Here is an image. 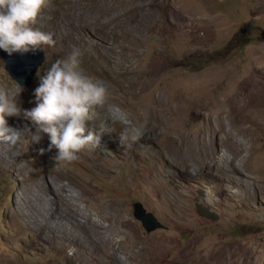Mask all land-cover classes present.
Instances as JSON below:
<instances>
[{"label": "rangeland", "instance_id": "374dc122", "mask_svg": "<svg viewBox=\"0 0 264 264\" xmlns=\"http://www.w3.org/2000/svg\"><path fill=\"white\" fill-rule=\"evenodd\" d=\"M56 5V0H47L36 21L46 23ZM86 5V9L100 12L101 21L109 22L106 27L146 23L157 29L156 45L142 49L145 51L143 66L150 58L161 57L170 71L176 73L174 78L180 75L184 79L199 78L203 84L195 91L202 93L209 89L211 93L223 91L232 77L237 98L258 101V89L264 86V0H97ZM136 7L137 13L131 16ZM91 20L96 23V16ZM86 38L97 41L100 35L88 31ZM40 47L44 64L27 89L18 83L22 87L18 106L28 97L32 98L39 76L52 64L53 44ZM2 54L0 50V88H5L16 81L6 70ZM23 55L17 52L10 56ZM82 69L93 75L92 69ZM96 78L107 88L108 105L125 110L130 123L129 116L134 114L137 120H142L136 125L142 126V133L147 132L148 124L153 123L147 110L140 113L133 99L117 93L111 95L108 81ZM213 78L218 82L211 85ZM208 83L210 87L206 88ZM186 91L195 97L203 95L191 88ZM225 110L229 111L228 107ZM256 112L244 124L253 130L241 132L251 155L257 154L260 148V154H264V126H258L257 130L253 126ZM211 116L210 122L218 128L214 115ZM183 119L186 132L205 128L203 115L195 109L184 110ZM13 121L18 132L20 126ZM34 126L35 136H40ZM118 135L119 131L117 138ZM102 136L109 137V134L104 132ZM165 143L164 137H154L139 139L130 146L114 142L101 150L85 147L78 151L77 159L61 161L55 168L56 161H51L55 148L45 150L44 158L40 159L39 152L27 147L20 137L12 146L4 147L0 151V264H89L96 258L74 241L79 236L77 232L71 240L65 237L56 244L51 239L52 233L47 232L46 238L39 234L37 225L44 224L45 219L38 217L36 224L30 223L29 227L21 219L12 217L27 197L33 199L31 202L39 212H45L42 211L45 205L38 197L40 184L50 188L65 185L67 190L61 191L65 196L73 191L76 206L105 227L106 239L110 230L125 226V233L119 234L125 253H118L125 264L145 263L143 253L148 264H223L229 252H232L233 264H264V166L258 172L240 168L241 171H226L217 176L208 169L201 170L200 163L194 159L182 162L173 149L172 155L165 150L161 152L160 145ZM101 144L99 141L98 145ZM217 148L216 162L226 170H231L227 160L233 158L235 163L246 157L245 151L236 156L225 148ZM245 161L249 163L250 157ZM52 173L60 174L61 178L54 181ZM229 177L238 185L224 181ZM136 203L152 213L164 228L147 232L134 216ZM77 220L84 221L83 214L73 221ZM57 222L59 227L66 225L62 220ZM112 233L111 239L116 236ZM93 252L98 255L94 248Z\"/></svg>", "mask_w": 264, "mask_h": 264}, {"label": "bare ground", "instance_id": "6f19581e", "mask_svg": "<svg viewBox=\"0 0 264 264\" xmlns=\"http://www.w3.org/2000/svg\"><path fill=\"white\" fill-rule=\"evenodd\" d=\"M56 1L57 5L53 14L50 15V19L44 24H39L36 21L33 25L42 31L52 34L54 40V50L51 53L52 63L56 59L67 55L71 51L72 46L79 47L82 51V56L80 57L81 67L90 68L93 72L92 76L107 80L111 95L117 93L133 99L132 101L140 113L147 110L148 117L153 123L151 125L148 124L147 132L142 133L140 139L164 137L166 143L160 145L161 152L165 150L168 155H172L171 151L173 149L179 154L182 162L194 159L200 163L201 170L208 169L210 173H214L217 176L226 171H231V173L241 171L240 168H244L246 172H253V170L258 172L264 166V154H260L262 148L258 149L259 147L257 146V154L254 152L251 155L250 146H247L244 137L241 136V132L248 133L253 130L249 129V127L246 128L244 124L248 122L255 110L257 112L255 113L253 126L256 130L258 126H264V86L258 89L259 98L256 102L246 98L240 99L234 95L231 81L235 82V80L232 77H229L230 82L221 92L211 93L212 89L203 91V93L196 92L195 89L202 85L203 82L197 77L184 79L179 73L180 76L174 78L176 73L170 71L161 57L150 58L149 63L143 66L142 60L145 56V51L142 49L145 47L149 49L150 45H154V36L158 32L152 24L145 23L143 25L121 28L119 26L106 27L109 22L101 21L100 12L86 9L87 3L94 4L97 3V0ZM136 10L137 7L130 12V15L137 13ZM93 16H96V23L91 20ZM88 31L98 33L100 38L97 41L87 39ZM258 80L262 79H256V81ZM217 82V79L213 78L211 85ZM205 87H210L209 83ZM186 88H191L193 92L203 95L195 97L192 93L187 92ZM109 99L107 92L105 104L95 109L96 116L108 119L107 105ZM34 106V94L32 98L28 97L25 103L19 104L22 110L30 109ZM226 107H228L229 111L225 110ZM189 109H195L203 115L206 124L205 128L202 126L195 129L192 128L190 132H186L183 129L185 124L183 111ZM203 112L206 113L204 114ZM211 115H214L218 128L210 122L212 119ZM129 118L132 120L131 124L136 125L139 123L140 125L142 123V120H137L134 114H130ZM5 119L8 126L14 130H16V126H14L13 119L17 121L16 124L20 126L17 132L20 135L19 137L24 140L27 147L38 151L40 159H43V153L48 150V135L34 126L35 130L40 134V136H35L31 122L25 119L22 114L18 117H6ZM126 126L118 119H108L107 132L105 133L109 134V137H104L101 133L99 141L102 144L98 145L97 149L101 150L99 148H105L110 146V144H114V142H119L116 133ZM93 131L95 132V129ZM12 145V143L0 142V151L4 147ZM214 145L216 147L220 146L222 149L225 148L231 155V152H233L236 156L245 151L246 157L241 161L237 159L235 163H233V158L227 160L231 170H226L216 162L219 149H216ZM249 157L250 161L247 163L245 158ZM51 161L54 160L51 158ZM216 165L217 167H215ZM51 175L54 181L61 178V175L57 173H52ZM234 180V178L229 177L228 180L224 181L238 185ZM38 189L39 196H37L40 197L41 202L45 205V209L42 210H45V212H39L34 202H31L33 199L27 197L22 208L20 206L19 210H15L14 214H12L14 219H21L29 227L31 226L30 223L36 224L35 219L38 217L45 219L44 224L41 223L42 225H39L37 223L39 234L46 238L47 232L52 233L53 238L51 239L56 244H59V240H63L65 237L71 240L70 237L74 232H77L79 236H75L74 241L81 249L89 251L92 256L96 257L89 264H125L118 255L120 251L124 252L122 250L124 246L123 240L119 239V234L125 233V226L124 229L110 230L115 232L116 236L111 239L113 233L110 232L109 238L106 239L103 236L105 227L93 219L90 214L82 212L76 206V197L73 191H70V195H66L67 197L61 193V191L67 190L65 185H61L59 188H50L40 184ZM49 195L51 197L48 198ZM80 214H83L84 221L77 220V222H74L73 220H76V217ZM59 220L66 222V225L57 226V221ZM79 232L82 234H79ZM117 245L118 249L115 250ZM93 248L98 251V255H94ZM142 257L145 262L143 264H148V259L145 258L146 253H143ZM216 263L219 264V262ZM222 263L233 264L232 252H229V255L224 257ZM211 264H215V262Z\"/></svg>", "mask_w": 264, "mask_h": 264}, {"label": "clouds", "instance_id": "9594fccd", "mask_svg": "<svg viewBox=\"0 0 264 264\" xmlns=\"http://www.w3.org/2000/svg\"><path fill=\"white\" fill-rule=\"evenodd\" d=\"M46 3L47 0H0V50L9 55L27 53L54 43L51 33L33 26ZM81 56V49L72 46L67 55L56 59L39 76L33 91L35 106L30 109L22 110L18 106L22 92L18 83L0 88V141L16 143L18 133L8 126L5 118L22 114L48 135L49 150H57L52 157L55 168L61 161L77 159L82 148H97L100 134L107 132L108 119H118L127 125L119 132L120 144L130 146L140 139L142 126L131 124L125 110L118 105L107 106L108 119L96 116V107L105 104L107 88L98 78L84 72ZM68 251L71 254L72 249Z\"/></svg>", "mask_w": 264, "mask_h": 264}, {"label": "water", "instance_id": "95a60500", "mask_svg": "<svg viewBox=\"0 0 264 264\" xmlns=\"http://www.w3.org/2000/svg\"><path fill=\"white\" fill-rule=\"evenodd\" d=\"M2 57L6 63V70L9 75L25 89L30 86L38 68L45 61L44 52L40 48L34 52L29 51L22 57H11L3 51ZM134 216L142 222L144 228L149 233L164 228L163 224L152 213H147L139 203L134 205Z\"/></svg>", "mask_w": 264, "mask_h": 264}]
</instances>
